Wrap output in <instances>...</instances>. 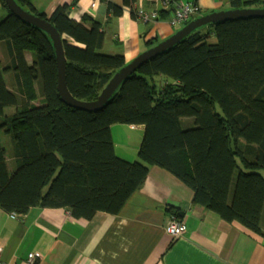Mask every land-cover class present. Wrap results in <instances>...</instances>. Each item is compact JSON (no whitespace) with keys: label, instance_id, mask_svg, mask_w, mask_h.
Instances as JSON below:
<instances>
[{"label":"trees","instance_id":"1","mask_svg":"<svg viewBox=\"0 0 264 264\" xmlns=\"http://www.w3.org/2000/svg\"><path fill=\"white\" fill-rule=\"evenodd\" d=\"M15 1L60 33L66 86L76 99L95 100L127 63L101 51V24L88 15L70 18L69 4L47 16L32 0ZM135 1L105 3L111 17L127 7L140 20ZM228 4L256 8L264 0ZM0 5L7 10L0 45L8 54L7 63L0 58V209L20 215L34 206L68 208L85 219L117 214L158 166L193 191L194 204L264 240V17L197 27L143 63L94 112L61 100L49 36L4 0ZM118 123L143 125L138 160L115 153L110 127Z\"/></svg>","mask_w":264,"mask_h":264},{"label":"crops","instance_id":"2","mask_svg":"<svg viewBox=\"0 0 264 264\" xmlns=\"http://www.w3.org/2000/svg\"><path fill=\"white\" fill-rule=\"evenodd\" d=\"M106 0H32L49 16L58 5L69 4V17L81 21L88 15L104 30L102 52L121 54L129 62L152 43L175 32L169 25L172 10L158 20L144 22L125 7L111 17ZM120 4L121 0H110ZM200 7V14L232 9L228 0H186ZM157 0H136L135 10H153ZM7 10L0 5V21ZM88 26V25H87ZM4 47V46H3ZM0 45V58L8 54ZM28 64L32 54L25 52ZM11 86V75H6ZM143 125L112 124L115 153L127 161L138 160ZM193 191L172 173L150 166L142 186L117 214L96 212L76 218L68 208L31 207L24 214L0 209V250L5 264H264V240L234 222L193 203ZM186 225L184 233L170 237L164 230L171 220ZM264 224V210L262 213ZM36 255L34 262L28 254Z\"/></svg>","mask_w":264,"mask_h":264},{"label":"water","instance_id":"3","mask_svg":"<svg viewBox=\"0 0 264 264\" xmlns=\"http://www.w3.org/2000/svg\"><path fill=\"white\" fill-rule=\"evenodd\" d=\"M4 2L7 6V9L12 14H14L22 21L42 30L49 36L52 47L54 49L57 68V91L61 100L74 108L94 112L103 108V106L109 101L120 84L130 74L136 71V69H138L143 63L160 54L161 52H165L169 48H172L175 44L180 42L184 37H186L197 27L208 23L223 22L233 18L264 17V7L228 9L200 15L187 22L183 27L176 30L166 39H163L162 41L142 51L136 57L122 66L118 71L114 73V75L110 78L104 88H102L101 92L95 100L81 101L73 97L66 86V57L62 42L63 38L61 37L57 29L47 19L24 10L16 3L15 0H4Z\"/></svg>","mask_w":264,"mask_h":264},{"label":"built area","instance_id":"4","mask_svg":"<svg viewBox=\"0 0 264 264\" xmlns=\"http://www.w3.org/2000/svg\"><path fill=\"white\" fill-rule=\"evenodd\" d=\"M159 6L153 10L147 11L144 9H138V18L144 22H150L158 20L160 16V10H172V16L169 18L168 23L170 26L180 29L191 19L200 14V7L192 2L186 0H157ZM165 232L170 237H177L185 232L186 225L177 219H171L164 227ZM35 254H28V261L30 263L34 262ZM0 264H5L1 259L0 250Z\"/></svg>","mask_w":264,"mask_h":264},{"label":"rangeland","instance_id":"5","mask_svg":"<svg viewBox=\"0 0 264 264\" xmlns=\"http://www.w3.org/2000/svg\"><path fill=\"white\" fill-rule=\"evenodd\" d=\"M194 18H196V17H194ZM194 18H193V19H194ZM191 20H192V19H191ZM181 27H182V26H181ZM176 30H178V29H175V31H176ZM165 39H166V38H165ZM161 41H162V40H161ZM158 42H160V41H158Z\"/></svg>","mask_w":264,"mask_h":264},{"label":"clouds","instance_id":"6","mask_svg":"<svg viewBox=\"0 0 264 264\" xmlns=\"http://www.w3.org/2000/svg\"><path fill=\"white\" fill-rule=\"evenodd\" d=\"M183 27V26H182Z\"/></svg>","mask_w":264,"mask_h":264}]
</instances>
